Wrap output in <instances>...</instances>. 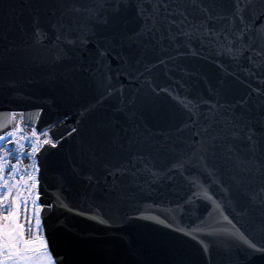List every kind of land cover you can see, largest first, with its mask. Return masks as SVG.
<instances>
[{
    "label": "snow or ice",
    "instance_id": "snow-or-ice-1",
    "mask_svg": "<svg viewBox=\"0 0 264 264\" xmlns=\"http://www.w3.org/2000/svg\"><path fill=\"white\" fill-rule=\"evenodd\" d=\"M0 103V264H151L140 221L264 264V0H0ZM73 217L122 250H59Z\"/></svg>",
    "mask_w": 264,
    "mask_h": 264
},
{
    "label": "water",
    "instance_id": "water-1",
    "mask_svg": "<svg viewBox=\"0 0 264 264\" xmlns=\"http://www.w3.org/2000/svg\"><path fill=\"white\" fill-rule=\"evenodd\" d=\"M7 107L0 103V108ZM13 107L15 106L13 105ZM69 116L70 118L64 126L68 131L76 126L74 124V112L70 111ZM45 119L48 118L45 117ZM64 134L67 135V132ZM68 141V145L62 150L60 156L62 161L63 153L74 143L72 137H68ZM61 169L67 174L66 163L57 170ZM42 174L47 185H52V170L45 171L42 169ZM42 187H47L43 180ZM48 190L53 191L54 189ZM244 226L247 227L246 224ZM70 228L71 232L62 228L55 229L51 235L59 250H64V241L70 242L75 258L84 261L114 259L116 253L122 250V245L118 240L120 233L114 229H106L102 225L79 217L71 218ZM125 230L132 234L137 246L143 251V258L151 264H173L177 260H182L185 264H205V260L201 257L194 242L160 225L140 221L129 225ZM45 232H48V228L45 229ZM51 245L52 241L50 240ZM207 264H229V258L223 252L213 250L211 259L207 261Z\"/></svg>",
    "mask_w": 264,
    "mask_h": 264
}]
</instances>
